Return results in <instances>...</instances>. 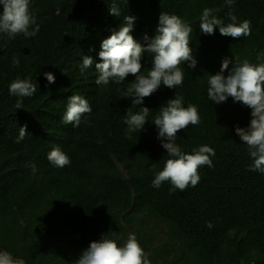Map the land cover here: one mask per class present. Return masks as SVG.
<instances>
[{
    "label": "trees",
    "instance_id": "trees-1",
    "mask_svg": "<svg viewBox=\"0 0 264 264\" xmlns=\"http://www.w3.org/2000/svg\"><path fill=\"white\" fill-rule=\"evenodd\" d=\"M111 6L120 10L118 16L110 14ZM205 8L225 24L230 11L237 23L248 20L251 34L222 36L219 26L214 34L202 33ZM29 10L40 26L35 37L0 33V251L24 264H76L90 242L115 232L120 246L135 234L151 264H264V173L249 170L252 158L235 131L249 125L251 109L231 97L216 104L207 96L209 75L225 59V76L245 60L264 62V0H234L231 8L225 0H30ZM160 12L193 29L189 39L197 65L181 64V86L162 84L144 99L149 122L128 139L125 115L140 106L125 91L135 77L97 85L95 63L101 62L102 41L119 30L125 16L135 18L130 34L145 44V34L156 33ZM152 55L143 54L144 74ZM84 56L94 63L82 72ZM48 72L54 83L45 78ZM17 76L38 87L20 109L8 91ZM175 93L184 107H197L201 121L180 130L175 142L189 154L202 145L215 151L213 166H201L198 184L183 192H170L167 181L152 187L169 157L151 121ZM73 94L92 107L78 127L62 119ZM24 125L29 135L17 142ZM54 146L70 158L69 165L48 161ZM33 163L35 174L28 166Z\"/></svg>",
    "mask_w": 264,
    "mask_h": 264
},
{
    "label": "clouds",
    "instance_id": "clouds-1",
    "mask_svg": "<svg viewBox=\"0 0 264 264\" xmlns=\"http://www.w3.org/2000/svg\"><path fill=\"white\" fill-rule=\"evenodd\" d=\"M30 0H0L3 10L0 12V33L14 39L18 34L25 38L35 37L40 30L36 17L29 10ZM234 0H225L226 6L231 8ZM214 9L205 8L200 17L199 28L204 34H214L215 26H219L222 36L232 38L246 37L251 34L250 22L244 20L237 23V17L230 11V22L225 24L221 19L213 15ZM110 14L118 16L120 10L110 7ZM134 17L125 16L124 22L118 31L104 39L101 50L98 53L101 62L95 63V71L98 76L97 85L107 86L110 81L123 84L129 75L135 79L128 84L125 98H132V105L140 106L139 111L127 110L124 122L127 125L126 136L131 139V133L143 131L150 109L143 105L144 99L155 93L160 86L175 89L181 86L184 80V71L181 64L187 62L188 68L195 69L196 59L192 55L190 47V33L193 29L189 24L176 15L160 12L156 33L149 38L144 36L145 44L138 43L130 34L133 29ZM152 55L151 67L144 74L143 54ZM264 56V53H261ZM260 59V57H258ZM13 66H19V59L13 57ZM94 61L91 56H84L81 71L91 68ZM229 67V61L225 59L220 71L209 75L207 96L216 104H223L229 97L233 102H239L251 109V120L246 128L236 126V134L247 145V150L252 158L249 165L250 171L264 173V62L251 64L247 60L236 64L225 76L224 72ZM49 83L55 82L52 73H44ZM38 90L37 84L30 79H21L17 76L9 85V94L18 97L16 109L23 108V98L31 97ZM92 107L82 95L73 94L68 97L66 111L62 117L65 124L71 123L78 127L81 118L91 113ZM158 129L157 139L166 149L169 157L163 169L155 174L152 181L153 188L161 187L163 182H170V192L179 189L183 192L189 185L195 187L199 180V168L207 165L212 167L210 159L215 151L208 145H202L185 153L175 142L177 133L186 129L189 125H198L200 116L195 105L189 103L184 107L183 97L175 93L159 108L158 114L151 121ZM27 132V125L19 127L17 142L22 141ZM47 159L54 166L63 168L70 164V158L60 149L54 146L47 155ZM33 174L36 165L30 164ZM208 228L213 227L211 221L206 222ZM115 232L112 238L107 234L99 240L90 242L87 249L76 261V264H151L147 254L140 246L135 234L130 233L122 246L118 245ZM0 264H24L23 260L16 261L11 254L0 251Z\"/></svg>",
    "mask_w": 264,
    "mask_h": 264
}]
</instances>
